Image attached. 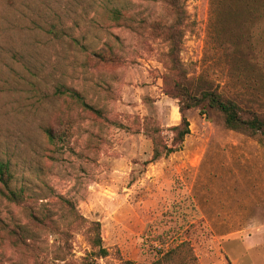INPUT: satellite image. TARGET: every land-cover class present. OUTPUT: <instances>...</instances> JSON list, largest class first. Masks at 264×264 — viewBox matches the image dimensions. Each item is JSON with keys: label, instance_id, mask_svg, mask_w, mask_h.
<instances>
[{"label": "rangeland", "instance_id": "rangeland-1", "mask_svg": "<svg viewBox=\"0 0 264 264\" xmlns=\"http://www.w3.org/2000/svg\"><path fill=\"white\" fill-rule=\"evenodd\" d=\"M182 1L192 92L264 114V0ZM154 20H170L161 0H0V160L26 194L0 196V264H165L183 241L172 264H264V137L193 108L181 149L151 160L154 129L180 119Z\"/></svg>", "mask_w": 264, "mask_h": 264}, {"label": "trees", "instance_id": "trees-1", "mask_svg": "<svg viewBox=\"0 0 264 264\" xmlns=\"http://www.w3.org/2000/svg\"><path fill=\"white\" fill-rule=\"evenodd\" d=\"M161 2L169 14L170 20L145 22L149 28L158 31L159 37L167 43L165 58L168 61V67L163 74L162 80L165 93L177 100L180 119L178 123L164 129H154L151 134L153 144L151 160L161 156H167L181 149L184 138L190 131L186 111L193 108H198L201 114H206L208 112L218 114L226 129L239 132L248 137H264V114L261 111L251 109L248 111V115L244 116L236 100L221 92L216 90H203L198 94L192 92V88L186 81L187 69L183 66L179 57L184 33L188 26L187 11L182 0H161ZM110 20L116 26L130 27L126 24L127 17L121 9H111ZM83 49L85 50V48ZM108 50L106 55L99 54V56H103V60L117 61L120 59L118 54L110 49V46ZM94 56L99 57L96 54H94ZM58 91L60 94L72 99L82 110L102 116V113L98 109L87 103L76 91L71 89H58ZM161 131H165L167 133L166 136L161 135ZM47 136L51 141L55 139V135L50 131L47 132ZM11 179L12 174L9 164L0 160V196L11 203L19 204L25 200L26 194L22 188H12L10 185ZM63 203L69 210L74 211L80 220L85 221V219L75 211L71 202L63 200ZM31 217L37 219V217L32 214ZM88 224L90 227H94L96 230L98 229V222L90 221ZM93 244L95 246L100 245L98 233L94 235ZM187 245V242L183 241L179 245L169 248L162 255L161 263L172 264L174 253L176 254L181 248ZM99 253H105L104 249L99 248Z\"/></svg>", "mask_w": 264, "mask_h": 264}, {"label": "crops", "instance_id": "crops-1", "mask_svg": "<svg viewBox=\"0 0 264 264\" xmlns=\"http://www.w3.org/2000/svg\"><path fill=\"white\" fill-rule=\"evenodd\" d=\"M232 249H234V248H232ZM244 249H246V248L244 247ZM232 261L234 264H236V259H232Z\"/></svg>", "mask_w": 264, "mask_h": 264}]
</instances>
